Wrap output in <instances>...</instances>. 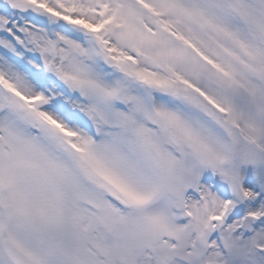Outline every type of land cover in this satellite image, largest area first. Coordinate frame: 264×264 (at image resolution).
Listing matches in <instances>:
<instances>
[{
  "label": "snow or ice",
  "instance_id": "6c2138e0",
  "mask_svg": "<svg viewBox=\"0 0 264 264\" xmlns=\"http://www.w3.org/2000/svg\"><path fill=\"white\" fill-rule=\"evenodd\" d=\"M0 264H264V0H0Z\"/></svg>",
  "mask_w": 264,
  "mask_h": 264
}]
</instances>
